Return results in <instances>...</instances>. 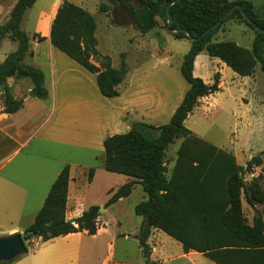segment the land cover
Wrapping results in <instances>:
<instances>
[{
	"label": "crops",
	"instance_id": "0c3cea01",
	"mask_svg": "<svg viewBox=\"0 0 264 264\" xmlns=\"http://www.w3.org/2000/svg\"><path fill=\"white\" fill-rule=\"evenodd\" d=\"M18 1L0 0V26L8 22ZM65 1L94 17L98 15L101 5H106L109 8L106 17L111 16L109 0H37L25 13L21 30L29 38L30 49L24 63L44 73L48 98H32L30 80L8 78L5 88L15 101H24L22 110L8 115L3 107L4 92L0 90V238L23 235L34 224L58 176L64 168L70 167L66 219L76 220L91 207L104 209L99 212L97 234H71L46 243L35 239L27 247L28 253L12 264H145L137 239L144 218L135 214V208L146 202L148 197L138 184L129 197L105 208L113 194L134 179L105 170L104 142L109 137L127 134L135 124L158 128L161 127L158 125L161 119L170 123L190 86L177 103L168 107L165 87L153 84L149 89L143 82L141 75L148 74L143 69L147 62H143L132 69L128 67V75L118 87V97H104L99 90L97 76L51 43V27L59 7ZM226 1H249L256 11L264 7L257 0ZM131 2L135 7H140L137 0ZM117 4L118 14L123 11L126 16L124 9ZM135 29L139 31L137 25ZM225 31L224 28L216 35L224 34ZM97 33L98 29L96 37ZM213 41L221 43L215 37ZM17 50L18 43L5 38L0 43V65ZM112 66L118 68L120 64L115 66L112 61ZM226 68V64L204 52L196 57L193 74L209 85L219 75L222 90L225 88L223 72ZM255 76L254 73L248 78L257 83ZM251 90H254L255 102L264 108V90L256 91L255 87H251ZM209 97L200 99L198 107L207 102ZM242 99L251 104L252 98H248V95H243ZM171 146L165 159L168 177L172 175L180 147L174 151L175 161L168 164ZM261 152L250 156L243 164L236 159L237 166L244 169L253 158L259 157L262 160L261 166L255 165L246 172V185L254 177L264 174V153L260 155ZM90 170L95 171L91 182L88 180ZM139 188V196L134 200ZM241 201L249 226L253 225L255 218L262 217L264 221V206L251 207L245 194ZM132 212L136 217H131ZM171 231L180 230L172 228ZM227 242L230 243L214 245L208 250L205 244L197 241L196 246L186 251L181 242L156 228L152 230L148 241L152 250L150 260L155 264H264V247L247 248L235 240L234 243Z\"/></svg>",
	"mask_w": 264,
	"mask_h": 264
},
{
	"label": "trees",
	"instance_id": "16d2710c",
	"mask_svg": "<svg viewBox=\"0 0 264 264\" xmlns=\"http://www.w3.org/2000/svg\"><path fill=\"white\" fill-rule=\"evenodd\" d=\"M137 1L139 8L131 0H119V4L127 10L142 34L146 35L156 29L158 18L168 25L169 13L172 19L170 30L178 31L174 34L175 39L191 41V48L184 56L181 66L182 77L190 89L169 124L158 128L135 124L127 134L115 135L105 140V170L134 179L116 191L105 208L129 197L136 185L143 187L148 199L136 206L135 214L144 218L137 239L145 264H155L150 260L152 250L148 241L152 230L156 228L181 242L186 251L196 246L197 241L205 244L208 250L214 245L230 243L227 241L234 243V240L247 248L264 247V221L262 217H258L249 226L241 201L245 194L251 207L264 206V174L254 177L249 185L244 181L246 172L255 165H262L261 158H253L246 169L238 167L234 156L207 145L185 126L200 99L221 91L219 75L214 77L211 85L194 77V63L198 55L206 52L209 57L220 60L242 78L253 76L258 65L264 73V7L256 11L249 1ZM36 2L37 0H19L8 22L0 26V43L5 38L18 43V50L0 65V90L4 92L3 107L8 115H13L24 107V101H15L5 88L8 78L28 79L32 83V98H48L44 73L24 63L30 45L28 36L21 30V23L25 13ZM236 5L240 6L241 11L234 10L229 15ZM106 10H109L107 6ZM230 21L245 24L254 31L255 39L251 50L232 42L213 41L215 35ZM217 24L219 26L212 29ZM97 29L94 16L65 1L59 7L52 24L51 43L82 68L97 76L98 87L104 97L116 98L120 95L118 87L125 81L129 68L125 61L118 68H113L111 58L100 54L97 49ZM209 29L212 30L205 35ZM152 132L158 133V137L154 139ZM176 140H183V143L178 149L172 175L168 177L166 152ZM94 173V170L89 171L90 182ZM69 183L70 167H66L53 184L34 224L22 235L27 247L35 239L46 243L71 234H97L99 207H91L76 220L66 219ZM172 228L180 231L173 232ZM16 260L1 264H12Z\"/></svg>",
	"mask_w": 264,
	"mask_h": 264
},
{
	"label": "rangeland",
	"instance_id": "374dc122",
	"mask_svg": "<svg viewBox=\"0 0 264 264\" xmlns=\"http://www.w3.org/2000/svg\"><path fill=\"white\" fill-rule=\"evenodd\" d=\"M117 2L119 3V0L108 1L112 8L110 18L106 17V5H101L95 17L98 24L96 37L98 51L104 56L108 55L115 66L126 61L128 67L132 69L133 66L147 62L143 64L144 71L148 73L141 75L143 82L149 89L153 84L164 86L167 92V106L177 103L189 88L179 67L191 48V42L175 39V33H169L167 25L160 18L157 28L150 33L144 35L140 30L136 31V25L127 14L125 16L123 11L118 14ZM257 2L264 4V0ZM224 28L226 29L224 34L215 36L219 42H232L242 48H252L255 33L245 24L228 22ZM214 66L217 67L216 64ZM255 75L257 83L249 80L251 78H242L230 68H226L223 72L225 88L210 96L207 102L195 109L185 123L186 128L196 138L219 152L235 155L237 162L242 164L259 151H262L260 155L264 153V108L255 102L254 90H251V87H255L256 91L264 90V74L260 65L256 67ZM248 84L250 86H247ZM243 95L252 98L251 104L243 101ZM163 106L166 105L163 103ZM165 122L161 119L158 125L164 126L169 123ZM152 137L157 138L158 133H153ZM182 143L183 140H179L171 146L167 157L168 164L175 161L174 151ZM139 191L141 188L135 194L134 200L138 198ZM131 217H136L133 212Z\"/></svg>",
	"mask_w": 264,
	"mask_h": 264
},
{
	"label": "water",
	"instance_id": "95a60500",
	"mask_svg": "<svg viewBox=\"0 0 264 264\" xmlns=\"http://www.w3.org/2000/svg\"><path fill=\"white\" fill-rule=\"evenodd\" d=\"M234 10H240L241 11V8L238 5L234 6L231 9V11L229 12V15L232 14V12ZM125 12L129 16L127 10H125ZM168 17H169V22L167 25V31L171 34H174L178 31L170 30V25H171L172 19H171V15L169 13H168ZM129 18H131V17L129 16ZM131 20H133V19L131 18ZM119 21H121V20H119ZM127 21H129V19H127ZM132 22L135 24L134 20ZM218 26H219V24L215 25L212 29H215ZM212 29H209L205 33V35L209 31H211ZM184 33L187 34L186 31H184ZM102 211H104V209H100L99 212H102ZM27 253H28V249H27L25 242L22 239L21 234H15V235H12L9 237L0 238V264L1 263H10V262L22 257L23 255H25Z\"/></svg>",
	"mask_w": 264,
	"mask_h": 264
}]
</instances>
